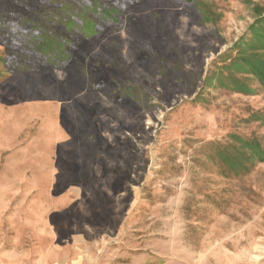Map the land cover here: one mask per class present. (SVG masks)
Listing matches in <instances>:
<instances>
[{"label": "rangeland", "instance_id": "obj_1", "mask_svg": "<svg viewBox=\"0 0 264 264\" xmlns=\"http://www.w3.org/2000/svg\"><path fill=\"white\" fill-rule=\"evenodd\" d=\"M0 264H264V0H0Z\"/></svg>", "mask_w": 264, "mask_h": 264}]
</instances>
